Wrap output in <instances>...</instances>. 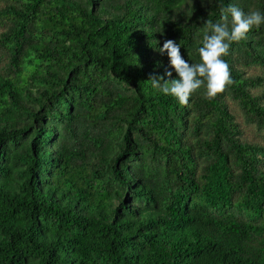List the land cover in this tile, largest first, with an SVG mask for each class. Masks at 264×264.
<instances>
[{
	"label": "trees",
	"instance_id": "trees-1",
	"mask_svg": "<svg viewBox=\"0 0 264 264\" xmlns=\"http://www.w3.org/2000/svg\"><path fill=\"white\" fill-rule=\"evenodd\" d=\"M229 3L264 11L0 0V264H264V24L214 97L148 81L165 40L197 63Z\"/></svg>",
	"mask_w": 264,
	"mask_h": 264
},
{
	"label": "clouds",
	"instance_id": "clouds-1",
	"mask_svg": "<svg viewBox=\"0 0 264 264\" xmlns=\"http://www.w3.org/2000/svg\"><path fill=\"white\" fill-rule=\"evenodd\" d=\"M221 20L205 22L202 46L197 49L199 61L190 63L181 55V46L173 40H165L158 49L168 58L172 71L153 75L150 87L173 97L180 104H187L190 96L203 87L207 97H214L225 86L233 83L228 63L223 59L233 42L244 39L254 27L264 24V11H243L234 3L221 10ZM175 72V78L173 76ZM171 78V79H166Z\"/></svg>",
	"mask_w": 264,
	"mask_h": 264
}]
</instances>
